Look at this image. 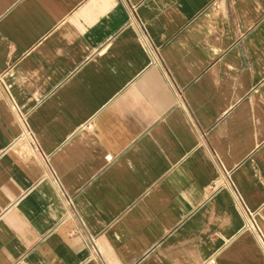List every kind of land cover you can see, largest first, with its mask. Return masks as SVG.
I'll use <instances>...</instances> for the list:
<instances>
[{"label": "crops", "instance_id": "obj_1", "mask_svg": "<svg viewBox=\"0 0 264 264\" xmlns=\"http://www.w3.org/2000/svg\"><path fill=\"white\" fill-rule=\"evenodd\" d=\"M210 257L264 264V0H0V264Z\"/></svg>", "mask_w": 264, "mask_h": 264}, {"label": "built area", "instance_id": "obj_2", "mask_svg": "<svg viewBox=\"0 0 264 264\" xmlns=\"http://www.w3.org/2000/svg\"><path fill=\"white\" fill-rule=\"evenodd\" d=\"M224 183V182H223ZM214 185H209V189H212V187H213ZM206 263L207 264H215V260H214V258L213 257H210V258H208L207 260H206Z\"/></svg>", "mask_w": 264, "mask_h": 264}]
</instances>
